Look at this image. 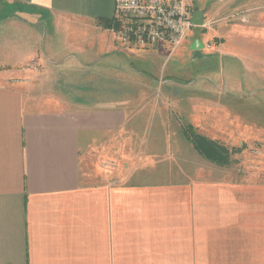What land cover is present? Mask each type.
I'll list each match as a JSON object with an SVG mask.
<instances>
[{"label": "crops", "instance_id": "crops-1", "mask_svg": "<svg viewBox=\"0 0 264 264\" xmlns=\"http://www.w3.org/2000/svg\"><path fill=\"white\" fill-rule=\"evenodd\" d=\"M4 1L11 8L0 9L9 15L0 19V264H264V182L235 179L230 165L202 159L180 137L172 148L177 166L159 182L136 171L125 175V184L87 185L92 152L115 157L111 150L119 135L141 127L139 103L115 97L92 106L80 97L58 102L40 94L55 75L78 79L105 66L120 71L110 73L113 78L128 76L131 82L133 72L168 85L157 96L173 98L167 106L192 125L200 116L191 111L190 100L207 103L202 112L216 130L201 135L247 143L248 127L257 128L251 137L264 135L258 134L264 131L262 120L247 119L255 107L243 102L258 92L256 80H264V71L249 68L253 64L245 60L258 56L264 45L263 35H257L264 15L227 21L241 27L238 36L228 25L227 50L233 54L206 51L210 43L205 47L197 37L202 28H212L205 13L204 25L192 27L173 52L154 46L124 50L113 43L109 29L114 0ZM220 62L223 89L215 86ZM246 68L252 71L249 90ZM198 69L210 75V87L194 88ZM73 87L78 86L65 81L62 93L71 95ZM159 142L171 143L166 135ZM187 148L191 162L183 156Z\"/></svg>", "mask_w": 264, "mask_h": 264}, {"label": "rangeland", "instance_id": "rangeland-1", "mask_svg": "<svg viewBox=\"0 0 264 264\" xmlns=\"http://www.w3.org/2000/svg\"><path fill=\"white\" fill-rule=\"evenodd\" d=\"M184 2L191 7V9L198 8L199 10L205 11V21L207 22L206 26L212 28H209L206 31L202 28V31L197 34V37L205 47L207 43H210L211 50H206L210 53L212 51L214 52L217 50L216 48H218L221 52L233 54V51H231L232 49L227 50L230 37V33H228V25L232 26L231 28L233 32H236L238 27L240 30L241 27L240 22H227L229 19H239L241 16H245L246 14L254 17L255 14L264 15V0H184ZM10 6L11 5L6 1L0 0V9L4 10L5 7L10 9ZM8 16L9 15H1L0 11V19L7 18ZM223 22H226V24L217 25ZM257 31L258 37H260L261 34L263 35L261 37L264 42V29L261 30L259 27ZM236 33L239 36V33ZM223 36L226 37L223 38ZM234 37L237 38L236 34H234ZM65 39L69 40V37L67 36ZM70 39L73 40L72 36ZM218 42L220 45L215 47L216 45L214 44ZM251 50L252 49H249L248 51L252 52ZM262 52L263 54L261 55ZM257 54L258 56L249 55L245 60L247 63L251 62L253 64L249 65V68L255 67L256 71L257 68L259 71H264L263 44L259 47V50H257ZM228 57H233V55H228ZM234 60H236L239 64V58H234ZM256 60L257 63H254ZM221 64L222 63L220 62L218 74H222V68L224 70V65L222 66ZM102 67L103 66L99 67L101 68L100 71L96 70L99 69L98 67H93L94 69L92 68L84 75L78 77V79H58L57 75H55L53 78L45 82L48 86H45L42 93H40L42 95L47 93L48 96H52V98L49 99H53L58 102L63 100L65 101V99H71L74 101L75 98L80 97L84 102H88V104L95 106L97 105V101V103L103 105L104 100L108 98L115 99L116 97V99L126 101V103L127 100L136 98L137 103L140 105L138 108L139 111L137 112H139V118H141V122H139L141 127L129 129L123 135H119L120 142L118 146L111 150L115 157L104 159L102 157H97L96 152H92L90 155L91 158L88 162L87 177L84 178L85 184L96 185L103 181L105 182V180L115 185L125 184L127 182V176L125 175L128 172H131L132 174L136 171L139 175H141L140 177H145L147 175L146 178H149V182H159L158 178L161 179V174L169 170L172 171V169L177 166V159L175 158L176 155L174 156L175 153L172 151V148L176 146L173 141L181 137L188 142L183 133V130L187 125H191L196 133L199 134H210L216 130V128L208 121L209 114H207V111L202 112L207 109V103L203 105L202 101H195V97L190 100L192 102V107L190 108L191 111H194L200 116L198 117L199 122L196 121L195 124L193 123L194 125L197 124L194 126L186 120L181 112H176L173 106H167L172 105L175 102L173 98H171L172 100H169L168 98L165 99V96H157L158 90L163 89L164 87H169L168 85H161L159 84V81L157 83L156 81H152L148 78L144 79L141 75L134 74L133 72H130L132 77L131 82H129L128 76L121 77L127 79L128 81L118 80L115 77L113 78L112 75L117 76L118 72H120L119 70L114 69L108 71L104 70L106 69L105 66L103 68ZM196 71L199 76L194 88L206 89L210 87L209 83L211 81L208 79L210 75L207 74L206 70L200 71L198 69ZM66 72L71 71L68 70ZM220 74L218 76L219 80H216L217 84L215 86L223 89L226 80L225 78H220ZM243 75L244 87L248 88L252 71L246 68L244 69ZM65 81L68 84L78 86L77 88L73 87L71 89V95H65L62 93ZM118 81L121 82L118 83ZM256 81L258 83V87L253 91L258 92L255 93L253 98L248 97L243 102L249 106L248 109H250L251 106L255 107L254 110L251 109L250 111H247V119L249 123H251V121L254 122L256 120H262V123L264 124V80L258 79ZM142 94L146 96H140ZM107 102L108 101L105 103ZM222 102L234 103V99L224 98ZM222 102L220 101V103ZM200 103L202 105L201 109L199 108ZM225 104L226 103H223V105ZM105 106H107V104H105ZM195 107H197V110L200 111L197 112ZM260 121L258 123H260ZM156 122L157 124L164 122L165 127H154ZM258 130L261 129L258 128ZM255 131H257V128L248 127L247 134L249 135V138L247 143L231 144L218 141L228 148L240 149L237 154L232 156L233 163L230 164L228 171V173H231L232 177L235 179L264 182V135L263 137H259V135L251 137L250 132L254 133ZM258 134H264V131H258ZM165 135L169 137L171 143L165 144L159 142V139ZM181 138L179 139L180 141ZM181 145H183V148L187 147L185 143L181 142ZM165 147H168V149H165ZM191 153L192 152H190L188 148L185 150L183 154L185 162H191ZM150 156H152V159H149ZM193 159L195 158H192V160ZM201 167H203L202 164ZM105 176L108 177V179H106Z\"/></svg>", "mask_w": 264, "mask_h": 264}, {"label": "built area", "instance_id": "built-area-1", "mask_svg": "<svg viewBox=\"0 0 264 264\" xmlns=\"http://www.w3.org/2000/svg\"><path fill=\"white\" fill-rule=\"evenodd\" d=\"M109 26L121 49L165 48L173 52L186 39L192 9L184 0H114Z\"/></svg>", "mask_w": 264, "mask_h": 264}, {"label": "trees", "instance_id": "trees-1", "mask_svg": "<svg viewBox=\"0 0 264 264\" xmlns=\"http://www.w3.org/2000/svg\"><path fill=\"white\" fill-rule=\"evenodd\" d=\"M184 137L189 142L193 150L204 160L220 167H226L233 163L232 156L240 149L228 148L215 140L196 133L191 125H187L184 130Z\"/></svg>", "mask_w": 264, "mask_h": 264}, {"label": "water", "instance_id": "water-1", "mask_svg": "<svg viewBox=\"0 0 264 264\" xmlns=\"http://www.w3.org/2000/svg\"><path fill=\"white\" fill-rule=\"evenodd\" d=\"M204 11L199 10L198 8L194 9L192 12L191 25L193 27H201L204 25Z\"/></svg>", "mask_w": 264, "mask_h": 264}]
</instances>
